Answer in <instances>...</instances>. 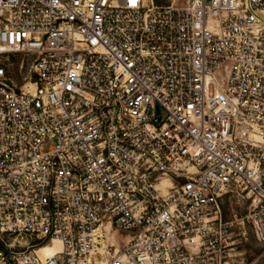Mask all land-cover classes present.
<instances>
[{"label": "built area", "instance_id": "2783aa9c", "mask_svg": "<svg viewBox=\"0 0 264 264\" xmlns=\"http://www.w3.org/2000/svg\"><path fill=\"white\" fill-rule=\"evenodd\" d=\"M263 13L0 0V264H233L240 228L264 241Z\"/></svg>", "mask_w": 264, "mask_h": 264}, {"label": "rangeland", "instance_id": "374dc122", "mask_svg": "<svg viewBox=\"0 0 264 264\" xmlns=\"http://www.w3.org/2000/svg\"><path fill=\"white\" fill-rule=\"evenodd\" d=\"M160 4H168L169 0H158ZM20 60V57H18ZM15 74L19 77L21 81V74L19 68H15ZM20 75V76H19ZM250 209L249 203L240 206L237 203V199L227 196L223 199L221 203V210L223 217L229 219L232 215L237 212L240 216L248 213ZM239 235H237V243L234 249L231 251L233 264H264V241H261L255 235V232L249 227L245 226L238 230ZM11 242L21 241L22 245L17 243V249H25L27 246L24 245V239L19 238L18 240L11 239ZM1 247H4L3 243H0Z\"/></svg>", "mask_w": 264, "mask_h": 264}, {"label": "bare ground", "instance_id": "6f19581e", "mask_svg": "<svg viewBox=\"0 0 264 264\" xmlns=\"http://www.w3.org/2000/svg\"><path fill=\"white\" fill-rule=\"evenodd\" d=\"M59 245H60L59 242L56 241L55 242V246H46V247L42 248L41 252L43 254L50 255V254H52L54 252L55 249H57L59 247Z\"/></svg>", "mask_w": 264, "mask_h": 264}]
</instances>
